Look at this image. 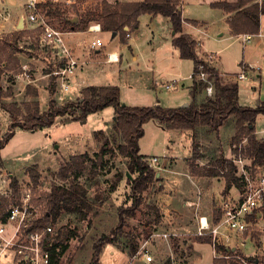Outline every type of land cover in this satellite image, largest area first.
Masks as SVG:
<instances>
[{"label": "rangeland", "instance_id": "obj_1", "mask_svg": "<svg viewBox=\"0 0 264 264\" xmlns=\"http://www.w3.org/2000/svg\"><path fill=\"white\" fill-rule=\"evenodd\" d=\"M23 1L11 0L10 7L15 15L20 13ZM183 1L186 5L184 10L186 15L197 16L209 23L221 20V12L218 7L212 6V0ZM102 6L103 0H82L79 8L84 10L79 11L76 6L75 9H65V11L70 10L74 13L76 10L75 13L78 15H85ZM95 22L100 23V21H92L89 24ZM160 24L162 27V21ZM141 33L138 43L141 68H134V72L127 74L123 71L119 72L116 67V69L107 68L106 73L93 74L92 82L97 85L117 84L121 88L122 99L129 105H152L159 100L161 102L159 104L164 106H177L182 99L187 98L188 93L190 95V90L187 91L184 84L188 85L192 81L189 77L182 79L179 87L172 90L167 89L166 84L174 77L188 76L193 69L194 61L178 58L169 35L163 34L166 37L164 38L157 31L153 34L150 27L146 26V20L143 21ZM24 34V32L18 33V38L15 40L17 50L13 54L18 60L17 67H5L2 73L3 87L7 89L12 84V92L0 98V137L13 129L12 118L2 106L3 103H16L21 107L22 113L18 116V120L22 121L28 112L26 103L38 100L41 111L49 110L54 102L60 106L71 105L81 97L82 89L90 85L88 81L79 80L74 90L70 91L71 94H63L57 84L56 76L49 74L52 69L57 68L59 61L50 53L41 51L34 32L31 36ZM98 35H102L104 43L109 46L110 39L100 32L89 35L73 33L69 35V38L81 39V42H84V39L91 40ZM260 37L261 35L257 33L252 35L249 41L236 36L221 41L213 37L207 38L209 49L217 52L214 54L199 53L198 45L196 46L199 56L210 65L214 66L216 61L219 63L226 74L221 73L224 82L236 81L238 78L240 100L249 106H255L258 102L264 101V49L262 45H258ZM12 38L13 34H10L0 41L6 39L12 41ZM150 39L153 40L152 43L149 42ZM151 44L156 46L154 52H152ZM27 48H31L33 54L41 56V60L37 63L39 68L35 65L32 70L35 72V80L28 84L15 80L14 76L20 69V58L25 57L24 52H27ZM109 48L112 47L109 46ZM215 54L218 56L217 60ZM91 55L92 58H97L94 49H91ZM243 58L254 63L257 68L243 62ZM178 59L182 62L180 63ZM96 64L107 66V63L103 61H96ZM102 69L100 68L99 71ZM256 69L260 70L261 77L256 76ZM242 70H245L247 78L238 77V73ZM80 71H83V68ZM10 77L13 78V83ZM30 90H36L38 95L33 96ZM205 94L210 95L208 91L203 95ZM112 111L113 107H107L80 120H74L71 114L59 115L51 126L37 130L15 127L13 137L1 150L3 166L0 165V172L6 171L10 178L18 177L20 187L26 184L33 186L35 197L33 203L38 215L41 213L40 209L45 207V201L40 197L41 193L50 191L55 183L63 182L61 169L71 160V156L87 152L92 157V160L87 161L89 168L79 178V181L87 187L88 202L91 205L87 216L82 218V213L64 212L56 223H50L53 232L63 225L77 232V235L70 239V246L63 255L61 264H90L95 242L104 234L113 235L114 230L117 232L116 241L106 245L100 264H147L145 257L141 254L135 258V255H131L130 243L135 241L141 246L152 233L163 231L171 233L169 240L153 237L147 246L154 257L151 264H213L212 246L207 241L197 239V218L202 214L205 206L209 207V212L212 211L215 199L217 201L218 197L222 196L225 180L216 177L212 187L207 186L204 189L199 185L200 183L193 181L189 168L193 155L191 133L188 134L191 141L184 137L185 140L180 143L170 142L171 147L165 152L168 136L174 133L166 130L156 119L145 123V134L140 140L141 153L147 156V161L152 156L160 157L153 166L157 176L152 179L147 188L134 191L128 176L133 179L135 174L129 172L127 158L112 152L107 154V162L103 165L98 162V167L90 170L92 161L97 158L95 153L101 150L108 138L112 147H116L119 141H123L122 137L117 140L113 137L115 115ZM256 124L257 130H264V114L258 115ZM100 130L103 132H99ZM201 130L200 144L203 158L199 159L198 163H208L222 156L228 158L232 156L231 139L236 132L233 116L218 132L207 131V128ZM260 136L264 137V132L260 133ZM30 167H36L41 174L37 187H34L31 180L28 171ZM119 175L123 177L119 179ZM72 177V175L69 176V178ZM235 190L236 188H232L231 192ZM137 200L140 204L136 208L134 204ZM212 201L213 204H211ZM201 206L204 207L201 209ZM130 209L135 210V215H128L127 211ZM121 216L124 219L123 224H121ZM120 226H122V232L119 231ZM174 238L178 241L177 247L173 245ZM256 240L257 247L248 248L247 255H264V246L258 244V242L264 243V231Z\"/></svg>", "mask_w": 264, "mask_h": 264}, {"label": "trees", "instance_id": "obj_2", "mask_svg": "<svg viewBox=\"0 0 264 264\" xmlns=\"http://www.w3.org/2000/svg\"><path fill=\"white\" fill-rule=\"evenodd\" d=\"M182 4L183 0H118L115 2L103 0L102 7L80 16L78 21L67 19L66 26L74 27L75 30H85L90 22L100 21L102 30L116 31L126 42L128 37L126 27H138V17L141 14L167 16L174 31L172 43L179 49L181 58L194 60L195 72L200 71L199 65L203 64L204 70L208 73L207 79L195 78L192 81L189 86L191 101L187 105L164 106L159 103L145 106L129 105L122 101L121 88L117 84H90L82 89L81 97L74 104L60 106L54 102L47 111L40 110L38 100L26 103L28 112L22 121L18 120V116L22 113L21 107L16 103H3L2 106L12 118L13 129L0 137V165L3 166L1 150L13 137L15 127L31 130L42 129L51 126L59 115L71 114L74 120H80L85 119L91 113L113 107L115 117L112 134L115 140L122 137L123 141H119L116 147H112L108 138L101 150L95 153L97 158L92 161L90 170L98 167V162H101L102 165L107 162L106 156L112 152V154L127 158V168L131 174H135L133 179L128 176V181L131 182L134 191H142L147 188L152 179L157 176V171L146 160L147 156L140 152V140L145 134V123L156 119L167 130L178 129L191 133L193 155L189 167L192 174L223 178L225 180L223 196H227L232 188L240 187L241 182L236 173V165L230 158L222 156L208 163H198V160L203 157L200 144L201 129L207 128V131L218 132L233 116L236 132L231 139L232 153H237L242 144L245 154L252 158L253 164L264 165V138H258L256 134L258 115L264 114V101H260L255 106L242 105L239 101V83L237 81L224 82L220 72L199 56L196 50V40L191 34L184 31L185 22H193V20L183 17ZM212 6L234 12L229 20L232 34L260 33V17L264 14V0H236L234 2L219 0L213 2ZM17 38L18 32H15L12 41L10 39L0 41V98L10 95L12 92V84L7 89L4 88L1 78L5 67L15 68L18 65V60L13 54L17 50L15 47ZM10 79L13 83V78L10 77ZM209 84L213 86V93L203 95L205 92L207 93ZM28 89L31 88L28 87ZM31 94L38 95L36 90ZM91 158L87 152L71 156V160L61 169L63 182L55 183L50 191L41 193L40 197L45 201V207L40 209L41 213L32 220L29 230L41 229L47 224L56 223L64 212L82 213V218L87 216L91 205L88 202L87 187L79 181V178L89 168L87 161L92 160ZM28 171L34 187H37L40 182V172L36 167H30ZM70 173L72 178H69ZM122 177L119 175V179ZM11 186L13 200L16 201L20 197L18 177L12 176ZM0 199L7 200L1 195ZM220 202L221 198L217 199L215 203L217 215H219ZM139 204L140 201L137 200L134 206L136 205L137 208ZM85 209L87 210L84 211ZM127 213L133 216L135 210L130 209ZM123 223L124 219L121 216V224ZM114 231L113 235L104 234L95 242L90 264H100L106 245L116 241L115 234L117 232ZM119 231L122 232V226L119 227ZM76 235L75 229L63 225L56 232L49 234V238H45V246L50 250L51 255L49 264H61L62 257L70 246V239ZM258 237L259 235H257ZM197 239L210 242L208 236L197 235ZM172 241L174 247H177V239L174 238ZM139 247L137 242L132 241L129 247L131 255H135ZM218 250L224 253L228 252V248L224 246H219ZM246 258L256 264H264V255H249ZM213 264H227V259L214 258Z\"/></svg>", "mask_w": 264, "mask_h": 264}, {"label": "built area", "instance_id": "obj_3", "mask_svg": "<svg viewBox=\"0 0 264 264\" xmlns=\"http://www.w3.org/2000/svg\"><path fill=\"white\" fill-rule=\"evenodd\" d=\"M10 2L11 0H0V40L15 32H24L28 36L34 32L41 51L50 53L60 63L49 74L56 76L63 94L72 91L73 76L81 61L66 39V35L73 30L72 27L66 26V20L73 21L82 15L75 13L76 10L71 13L65 9H75L77 6L79 11L84 10L79 8L82 0H24L18 15L13 13ZM126 28L127 36L132 37V29L129 26ZM101 29V23L95 22L89 24L85 30L94 32ZM252 35L243 33L240 36L244 41H249ZM90 46L102 47L104 41L99 37L94 38L90 41ZM26 50L25 57L20 58V69L14 76L15 80L28 84L35 80V72L32 70L35 65L39 68L37 63L41 56L33 54L31 48ZM107 60L118 61L119 53L108 52ZM199 67L200 71H193L188 75L192 81L195 78L207 79L208 73L204 70L203 64ZM238 77L247 78L245 70H242ZM178 84V80H173L166 84V88L175 89ZM207 91L212 94V84L207 86ZM229 158L236 165L241 186L235 187L234 192L221 197L219 215L215 213L211 217L204 214L198 216L197 234L210 237L209 244L212 246L214 258H225L229 260L228 264H256L246 256H249L248 248L257 247V235L264 231V165L253 164L252 158L245 154L242 144L238 152L232 153ZM159 159V156H152L148 162L154 166ZM0 195L7 199L5 201L0 199V264H49L51 255L45 246V238L53 233L52 226L47 224L41 229L29 230L32 220L37 216L33 203V186L26 184L20 187V197L15 201L11 178L6 171H2ZM170 236L171 233L165 231L152 233L139 247L134 258L141 254L145 257L146 263L151 264L154 257L147 247L150 239L162 237L169 240ZM258 244L264 246L263 242ZM219 246L227 247L228 252L219 251Z\"/></svg>", "mask_w": 264, "mask_h": 264}, {"label": "crops", "instance_id": "obj_4", "mask_svg": "<svg viewBox=\"0 0 264 264\" xmlns=\"http://www.w3.org/2000/svg\"><path fill=\"white\" fill-rule=\"evenodd\" d=\"M108 1L115 2L118 0H108ZM119 1H135V0H119ZM215 1H219V0H212V3ZM227 1L234 2L236 0H227ZM185 6L186 5L183 1V4H182L183 17L186 19L193 20V22H185V26H184L185 30L184 31L191 34L193 39L196 40V42H197L196 46L198 45V50L200 51V52L198 51L199 53H201V52H208L210 54L217 53V52L213 51L214 49H209V44H208V42H206L207 38L213 37L215 40L221 41V40H224L228 37L229 38L234 37V36H236L237 38L241 37L240 36L241 33L238 35H234V34H232V31H231V26H230L229 20L233 16L234 12H228L223 8H218L221 12L220 13L221 14V20L213 21V23H211V22L209 23V22H206V20H203L202 18H199L197 16L186 15V13L184 11ZM263 19H264V14H262L260 17V28L261 29H260L259 35H261V37H260V41L258 42V45H262L263 49H264ZM78 20H76V21H78ZM138 20H139L138 27L132 28L129 26L132 29V37H127L126 42L123 41L121 35L116 31L111 32V31H104L101 29V31L91 32V31H87V30H75L74 27H72L73 30L71 33H68L66 35V39L70 43V45L74 48V53H75L76 57H78V59L81 61V63L79 64V66L77 68L76 74L73 76L74 84L72 87V91L77 86L76 84L79 80L80 81L82 80L84 82L88 81L89 84H96L95 82H92L91 76L93 74L98 75L100 73H106V70H108L107 68L114 69L116 67L117 70L119 69V72L123 71L126 74L128 72H134V68L140 69L141 66H140L139 58H140L141 54H140V52H138L139 51L138 43H139L140 35H142L141 31H142V26H143L144 20H146V26L150 27L153 34L155 31H157L160 34V36H163V37H164L163 34H168L170 39H171V43H172L174 31L172 29V25L170 23V20L167 16H163V15H159V14L155 15V14H150V13H143L138 17ZM160 21H162V23H163L162 27H161ZM194 21H197V22H194ZM158 24H159V26H157ZM99 32L101 34H106L108 36V38L110 39L109 46H111L112 48H109V46H107L105 43H104V46H102V47L92 48L90 46V41L92 39L97 38V37L101 38L102 35L94 36L91 38V40H89V38H86V39H84V42H81V39L77 40V39H74L71 37L69 38V35H71L73 33H84L86 35H89L91 33H99ZM164 38H166V37H164ZM101 39L103 40V38H101ZM152 41L153 40L150 39L149 42L152 43ZM151 45H152V52H154V49L156 48V46H154L153 44H151ZM172 46L175 48L178 58L179 57L181 58L179 49L177 47H175L173 45V43H172ZM87 47L89 48L88 51H87ZM91 49H94V52L97 54V58L94 59L91 57L92 56L91 55ZM108 52H118L119 53V60L113 61V62L108 61L107 60V53ZM98 55L99 56L101 55V57H99ZM215 58L217 60V58H218L217 54H215ZM181 59H184V58H181ZM178 60L180 61V59H178ZM96 61L106 62L107 66L98 65V64H96ZM242 61L253 65V67H256L254 65V63H252L249 60L247 61L243 58ZM181 62L182 61H180V63ZM144 63H145V61H144ZM145 66L147 67V64H145ZM154 67H156V65ZM214 67L217 69V71L220 72V74L222 73V74L226 75L225 72H223V70L221 69L219 63H217V61H216V64H214ZM82 68H83V71H80ZM100 68H103V69L101 71H99ZM194 68H195V62H194L193 69L191 70V72L194 71ZM94 70H96V71H94ZM256 73H257L256 76L261 77L260 70L258 71V69H256ZM238 75H239V73H238ZM187 77L188 76H184L183 78H181V75H180L178 77L172 78L171 80H169V82H171L173 80H178L179 84L176 86V89H177L179 87L182 79H185ZM236 81L239 83L238 78H236ZM191 84H192V82H190L188 85L184 84V86H186L187 91H189V86ZM99 85H101V84H99ZM170 90H172V89H170ZM67 93L71 94L70 91ZM121 98H122V94H121ZM122 101L124 102L123 99H122ZM239 101L242 105H247V104H244L240 100V90H239ZM189 102H190V95L188 93L187 98L182 99L177 104V106L182 105V104L184 105L185 103H189ZM158 103H161V102H159V100H158V101H155L153 104H158ZM114 112L115 111L113 108V111H112L113 115H114ZM169 131L173 132L174 135L168 136L169 137L168 142H167L168 145H167V149L165 150V152H167L168 149L171 147L170 142H172V143L174 142L175 144L180 143L182 140H185L184 137H186L187 140L191 141V138L188 135L189 134L188 131H181L178 129H173V130H169ZM263 132H264V130L263 131L257 130V127H256V134H257L258 138H264V137L260 136V133H263ZM140 152H141V150H140ZM201 152H202V150H201ZM201 158H203V157H201ZM202 164H204V163H202ZM190 173L193 176V178H192L193 181L200 183L199 185H201L203 189L207 186L212 187V185L216 181L215 180L216 177H207V176L195 175V174H192L191 171H190ZM218 178L221 179V177H218ZM221 195H222V193H221ZM221 197H218V199ZM215 202H216V199H215ZM215 202H214V207L212 208L211 212L208 211L209 207L205 206V209L202 212V214L208 215L209 217L214 215L215 214V207H216ZM211 204H213V201ZM203 207L204 206H201V209ZM197 221H198V218H197Z\"/></svg>", "mask_w": 264, "mask_h": 264}, {"label": "water", "instance_id": "obj_5", "mask_svg": "<svg viewBox=\"0 0 264 264\" xmlns=\"http://www.w3.org/2000/svg\"><path fill=\"white\" fill-rule=\"evenodd\" d=\"M76 20H78V18H75V19H73V21H76ZM259 103V102H258ZM188 103H185L184 105H187Z\"/></svg>", "mask_w": 264, "mask_h": 264}]
</instances>
